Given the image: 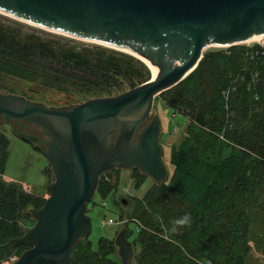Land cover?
Here are the masks:
<instances>
[{"label":"trees","instance_id":"1","mask_svg":"<svg viewBox=\"0 0 264 264\" xmlns=\"http://www.w3.org/2000/svg\"><path fill=\"white\" fill-rule=\"evenodd\" d=\"M55 44L59 49L49 41H22L0 26V80L59 92L58 100L35 96L33 89L20 95L62 106L134 88L150 80L147 68L153 77L144 62L116 52ZM0 93L15 91L0 87ZM159 95L188 124L185 138L171 149L167 180L132 200L128 218L137 235L131 264H248L250 242L264 254V47L234 45L204 56L185 79ZM8 146L0 131V259L27 249L2 248L26 231L22 225L34 224L29 210L45 201L1 180ZM131 170L137 189L149 177ZM104 176L96 190L101 196L119 182ZM185 215L190 223L173 230V222ZM85 239L88 250L71 253V264H120L114 240L101 237L92 248Z\"/></svg>","mask_w":264,"mask_h":264},{"label":"water","instance_id":"2","mask_svg":"<svg viewBox=\"0 0 264 264\" xmlns=\"http://www.w3.org/2000/svg\"><path fill=\"white\" fill-rule=\"evenodd\" d=\"M0 12L157 68L134 88L62 106L0 93V126L40 150L53 177L42 207L29 210L34 224L2 248L27 247L13 264H71L74 246L89 235L87 204L102 175L136 168L162 185L168 170L155 98L185 79L206 48L264 35V0H0ZM114 245L120 264H131L125 228Z\"/></svg>","mask_w":264,"mask_h":264},{"label":"rangeland","instance_id":"3","mask_svg":"<svg viewBox=\"0 0 264 264\" xmlns=\"http://www.w3.org/2000/svg\"><path fill=\"white\" fill-rule=\"evenodd\" d=\"M0 26L6 29H13L17 38L22 41L27 39L49 41L51 44H53V48H58L55 44L58 43L65 50L71 47H75L78 50H94L98 47L102 48V50H105L106 53H109V51L118 53H115L117 57L124 55L128 58H131L134 62H144L139 57L133 55L130 52L56 33L36 25L26 23L2 12H0ZM239 45L247 47H264V43L259 44L257 42ZM227 48L228 47L216 46L208 47L203 51L202 58L211 53L218 52L220 50H226ZM144 63L147 65L146 62ZM147 69L149 71V79L153 78L154 73L152 77L150 69ZM152 72H154V70H152ZM0 87L2 89L11 91L14 90L15 94L18 95H20L25 90L27 91L29 89H33L37 92L35 93V96L39 95L43 98H49L50 100L61 99V93L59 92L50 90L47 91L46 89H43V86H36L35 88L34 85H25L21 81L13 78H2L0 80ZM152 115H157L160 120L161 132L159 142L163 150L162 159L167 167V170L169 173H171L172 167L169 164L170 152L172 148L179 145L180 142L185 138L188 122L183 117V115H180L179 113L169 109L162 101L160 95H158L154 100ZM0 131L4 133L9 142L4 174L3 177H1V180L7 184H15L22 191H24L26 188L28 192L24 191L25 193L45 200L48 197L46 187L53 181V177L48 175L50 166L47 160L42 155L40 150L35 148V146L24 142L12 134L13 130L11 126H0ZM133 176L135 177V172H133L131 169H118L106 173L103 180L110 178L114 183V181L116 182L117 178L119 182L114 185L113 190L110 191L106 196H101L99 193L95 192L92 200L87 204V216L90 223V234L88 236V241L91 242L92 248L96 247L97 241L101 237L114 240L118 232L124 228V225L130 234L128 237L130 242H132L137 235L136 223L132 221V219L128 218L131 211V207L129 209L128 206H130V202L133 199H141L147 193V191L153 187L154 182L150 178H146V180L143 181L142 177L138 176L136 179L141 180V182L143 181V183L139 188L136 189L134 185V178H132ZM109 218L115 220L116 224L106 225L105 222ZM22 228L24 231L28 229L26 225H22ZM250 245L252 246V250L248 264H264V254L255 249L252 242H250ZM81 250H88L86 239L78 241L72 251V254L78 253ZM20 254V250H13L9 254L2 255L0 264H13L19 258Z\"/></svg>","mask_w":264,"mask_h":264},{"label":"bare ground","instance_id":"4","mask_svg":"<svg viewBox=\"0 0 264 264\" xmlns=\"http://www.w3.org/2000/svg\"><path fill=\"white\" fill-rule=\"evenodd\" d=\"M252 42H257L259 44L264 43V35H260V36H255L250 38L249 40H247L245 43H252ZM139 57V56H138ZM141 60H143L144 62L147 63V65H149V67L154 70V77L152 79H154L157 75V68L152 66L151 64H149L148 61H146L145 59L139 57Z\"/></svg>","mask_w":264,"mask_h":264},{"label":"clouds","instance_id":"5","mask_svg":"<svg viewBox=\"0 0 264 264\" xmlns=\"http://www.w3.org/2000/svg\"><path fill=\"white\" fill-rule=\"evenodd\" d=\"M190 220H191L190 215H185L184 217L174 221L173 222V224H174V229L173 230H175L178 227H182V226H184L186 224H189Z\"/></svg>","mask_w":264,"mask_h":264},{"label":"built area","instance_id":"6","mask_svg":"<svg viewBox=\"0 0 264 264\" xmlns=\"http://www.w3.org/2000/svg\"><path fill=\"white\" fill-rule=\"evenodd\" d=\"M25 188V187H24ZM24 191H27L28 192V190L25 188V190ZM105 224L106 225H114V224H116V221L115 220H113V219H111V218H109V219H107V221L105 222Z\"/></svg>","mask_w":264,"mask_h":264},{"label":"flooded vegetation","instance_id":"7","mask_svg":"<svg viewBox=\"0 0 264 264\" xmlns=\"http://www.w3.org/2000/svg\"><path fill=\"white\" fill-rule=\"evenodd\" d=\"M123 204V203H122ZM129 204V203H128ZM122 206H124V205H122ZM132 206V201L130 202V206H128L129 207V209H130V207Z\"/></svg>","mask_w":264,"mask_h":264}]
</instances>
